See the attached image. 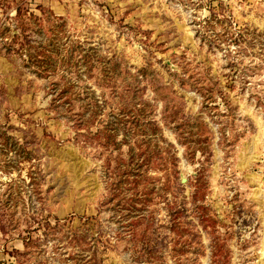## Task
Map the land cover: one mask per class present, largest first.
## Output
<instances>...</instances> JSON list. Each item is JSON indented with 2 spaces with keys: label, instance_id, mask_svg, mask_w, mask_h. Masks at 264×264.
Segmentation results:
<instances>
[{
  "label": "rangeland",
  "instance_id": "374dc122",
  "mask_svg": "<svg viewBox=\"0 0 264 264\" xmlns=\"http://www.w3.org/2000/svg\"><path fill=\"white\" fill-rule=\"evenodd\" d=\"M24 1L60 16V36L76 46L48 77L0 49V264H264V0ZM16 2L0 0L14 33ZM145 118L156 124L134 142ZM106 125L130 144L103 146ZM128 145L134 158L147 153L141 181L116 174ZM158 191L185 204L189 232L160 228L161 250L138 262L126 199L165 222ZM27 234L36 242L16 255Z\"/></svg>",
  "mask_w": 264,
  "mask_h": 264
},
{
  "label": "trees",
  "instance_id": "16d2710c",
  "mask_svg": "<svg viewBox=\"0 0 264 264\" xmlns=\"http://www.w3.org/2000/svg\"><path fill=\"white\" fill-rule=\"evenodd\" d=\"M23 3H25L24 0H17L16 7H15V17L18 19V33H14L12 29H10L8 24H4L3 22H0V49H4V51L7 54H18V56L21 58V61L23 62V66L30 68L38 74L39 76L48 77L50 75H55L60 71L59 66L61 65V62L66 60L68 56H72V47L74 48L76 45H72V41H63V36H60V33L62 32L64 21L60 16H52L53 20H50L48 16L45 18H42V16H38L34 14L33 12H30L26 7H24ZM24 8V9H23ZM40 10H44L41 8V6L38 7ZM23 10V11H22ZM27 16H24V15ZM24 16V17H23ZM29 20L32 23H36L40 26L39 29H36V33L39 35L46 36V40L48 42L46 44H43L42 41L37 42L33 39H31L30 31H28L29 26ZM44 22H47V27H44ZM13 33H12V32ZM48 34V35H47ZM57 46V48L60 47L59 51L57 48L53 49L52 46ZM37 66V69H35L33 66ZM142 71V72H141ZM145 70H140L141 73H143ZM63 74V73H62ZM66 73H64L65 75ZM141 75V74H140ZM181 81V85H183V80ZM129 89V88H127ZM140 89V88H139ZM145 89V86L142 88ZM67 90V89H64ZM155 91H158L155 89ZM142 100V99H141ZM122 105L123 109H133L135 111L134 107H131L130 104L126 99H122ZM107 124V123H105ZM111 124V123H110ZM156 124V120L149 118V119H140L135 120L134 125L140 127V130L137 131V135L146 136L143 137V139H137L139 137H134L133 135L129 134L128 132H123V138L121 140H116L115 136H117L118 132H116V129H110V125H106L104 127L108 128V132L104 133V136L106 137V140L103 144V146L108 145H114V147L118 148L121 144L124 142H129L130 144L131 139H128L127 135H131V137L135 138L134 142H144L145 138H148V128L154 127ZM183 124V123H181ZM133 125V123H132ZM184 125V124H183ZM191 127L188 124L184 126V128ZM119 128V127H118ZM141 131V133H140ZM134 133V132H132ZM2 135L6 141L13 142L18 144V140H15L14 137L10 134H7L6 131L2 132ZM97 139L98 136L94 133L91 136H88L87 139L92 142V140ZM86 139V140H87ZM75 140V139H74ZM19 146L21 144H18ZM128 153L126 155V158H122L121 163L118 166V174L119 180H124L125 182H134L135 177L140 175V181L146 177V171H147V164L149 162L148 156L145 154V149H142L140 151V159L133 157V151L134 148L131 145H128ZM21 155L23 159L30 158V150H28L26 147L21 146L20 148ZM144 153V154H143ZM174 157V155H172ZM36 173V172H34ZM33 176L32 178H34ZM180 186V185H179ZM135 188V186H133ZM158 196H161V200L164 202V208L166 210V220L165 222L159 221V219H155V221L152 222V220H148L147 217L144 215V213L140 214L136 213L135 210H130V208H134L135 203L139 199L138 197L133 194L129 199H126L124 201L127 202V210L128 214L131 215V220L126 222V224L123 226L124 228H127L128 234H133V237L138 236L140 241V247H138L137 251L139 254L134 255V259L138 262H147L152 257L157 256V253L159 250H161L160 244L162 243L161 235H160V228L164 227L167 230L174 231L176 234L182 236L185 233H188V230H184V226L181 222L182 218L187 212V208L185 207V204L180 201H170L167 199V196L163 191L157 192ZM145 196V197H144ZM146 195L145 193H140V208L141 204L146 202ZM117 204L118 203L117 201ZM199 206H202L199 204ZM56 219V218H55ZM206 219L204 216L199 218V221ZM57 220V219H56ZM45 225L47 227H54L51 226L48 221H45ZM183 229V230H182ZM30 230V229H29ZM124 230V229H123ZM69 231V232H68ZM185 231V233H183ZM67 233H71L69 239L73 241H79L80 237L77 235L75 230H66ZM192 235H195V232L193 230H190ZM86 236V235H85ZM25 251L21 252L18 249H14V252L16 255L24 256L27 255L28 248L36 242L34 241L32 234H27L23 238ZM96 236L93 237V240H97ZM93 247H97L95 242L91 243ZM97 250H95L96 253ZM29 254V253H28ZM86 259V258H85ZM87 262L94 261V258H88ZM96 264V262L94 263Z\"/></svg>",
  "mask_w": 264,
  "mask_h": 264
},
{
  "label": "water",
  "instance_id": "95a60500",
  "mask_svg": "<svg viewBox=\"0 0 264 264\" xmlns=\"http://www.w3.org/2000/svg\"><path fill=\"white\" fill-rule=\"evenodd\" d=\"M181 181L184 182L185 181V178H182Z\"/></svg>",
  "mask_w": 264,
  "mask_h": 264
}]
</instances>
